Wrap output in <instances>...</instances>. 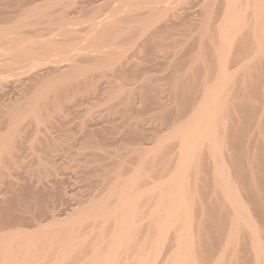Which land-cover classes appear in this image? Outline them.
I'll list each match as a JSON object with an SVG mask.
<instances>
[{
    "label": "bare ground",
    "instance_id": "6f19581e",
    "mask_svg": "<svg viewBox=\"0 0 264 264\" xmlns=\"http://www.w3.org/2000/svg\"><path fill=\"white\" fill-rule=\"evenodd\" d=\"M0 264H264V0H0Z\"/></svg>",
    "mask_w": 264,
    "mask_h": 264
},
{
    "label": "rangeland",
    "instance_id": "374dc122",
    "mask_svg": "<svg viewBox=\"0 0 264 264\" xmlns=\"http://www.w3.org/2000/svg\"><path fill=\"white\" fill-rule=\"evenodd\" d=\"M146 141H150V140H146ZM152 141V140H151ZM77 147H79V146H77ZM127 147V146H126ZM126 147H124V146H109V147H107V149H108V151L110 152V156H111V158H109V162H112V158H115V157H117L118 155H121V154H123V152H125L126 150L124 149V148H126ZM125 150V151H124ZM134 160V159H133ZM113 164H115V162L113 163ZM112 165V164H111ZM115 167V165L114 166H112V167H110V169L111 168H114ZM112 170V169H111Z\"/></svg>",
    "mask_w": 264,
    "mask_h": 264
}]
</instances>
